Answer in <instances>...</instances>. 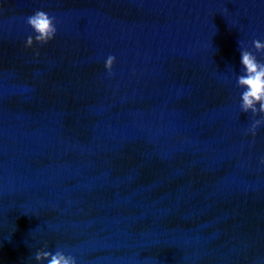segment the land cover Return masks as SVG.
Masks as SVG:
<instances>
[{"label": "water", "instance_id": "1", "mask_svg": "<svg viewBox=\"0 0 264 264\" xmlns=\"http://www.w3.org/2000/svg\"><path fill=\"white\" fill-rule=\"evenodd\" d=\"M254 37L264 0H0V264L46 240L80 264H264V126L245 135L234 84Z\"/></svg>", "mask_w": 264, "mask_h": 264}, {"label": "clouds", "instance_id": "2", "mask_svg": "<svg viewBox=\"0 0 264 264\" xmlns=\"http://www.w3.org/2000/svg\"><path fill=\"white\" fill-rule=\"evenodd\" d=\"M29 31L23 40L25 48H32L39 55V47L53 41L59 31L56 15L45 8H36L24 17ZM239 69L234 70L235 97L240 113L249 114L245 135L255 137L264 126V39L254 37L250 42L239 40ZM117 61L114 53L103 58V67L109 75ZM264 162V160H262ZM39 264H80L79 258L64 247L50 248L46 240L36 248L32 257ZM50 258V259H49Z\"/></svg>", "mask_w": 264, "mask_h": 264}]
</instances>
